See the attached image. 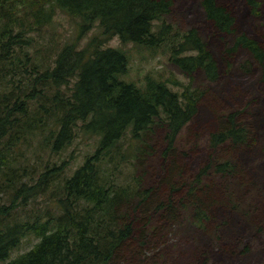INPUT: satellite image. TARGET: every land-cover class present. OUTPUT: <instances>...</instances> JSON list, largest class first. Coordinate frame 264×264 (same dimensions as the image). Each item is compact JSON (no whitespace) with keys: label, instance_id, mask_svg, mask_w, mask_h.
I'll return each instance as SVG.
<instances>
[{"label":"trees","instance_id":"trees-1","mask_svg":"<svg viewBox=\"0 0 264 264\" xmlns=\"http://www.w3.org/2000/svg\"><path fill=\"white\" fill-rule=\"evenodd\" d=\"M200 2L219 32L234 33L236 17L228 7L218 0ZM246 3L259 14V0ZM173 5V0H0V264H115L138 235V222L153 216L174 221L178 203L192 207L196 223L204 226L211 206L202 198L209 188L204 179L212 171L237 173L234 161L221 158L217 149L247 143L250 133L235 114H223L209 137L213 153L184 184L187 194L176 208L173 199L153 203L157 196L138 171L156 148L151 135L159 126L166 129L167 173L204 95L194 86L196 73L210 82L220 77L200 31L181 30L164 19ZM58 9L78 19L77 39L39 46L36 35ZM94 27L100 32L80 46ZM115 37L138 50H162L187 81L174 72L168 78L147 76L143 85L129 80L128 51L108 45ZM237 48L252 54L264 82V45L243 33L236 36L232 49ZM82 138L93 139L94 150L80 165L70 166L73 151L56 159ZM138 230L144 246L149 231L146 225ZM31 237L37 240L32 247L12 257Z\"/></svg>","mask_w":264,"mask_h":264},{"label":"rangeland","instance_id":"rangeland-1","mask_svg":"<svg viewBox=\"0 0 264 264\" xmlns=\"http://www.w3.org/2000/svg\"><path fill=\"white\" fill-rule=\"evenodd\" d=\"M200 1L173 0L172 11L164 19L181 30L196 28L200 31L218 61L220 77L216 82H210L202 71L196 73L194 86L204 95L197 115L179 137L173 157L175 164L167 173L164 171L162 151L166 129L159 126L150 140L156 148L139 166V174L144 176V187L151 188L157 196L153 203L156 198L165 203L173 199L176 208L177 201L187 194L184 184L191 183L213 153L209 137L218 129L223 114H235L237 121L250 133L249 140L238 146L217 149L221 158L234 161L237 173L222 176L212 171L204 179L209 188L202 198L211 203L204 226L196 223L192 207L178 203L174 221H161L158 216H153L147 222H138V235L134 234L115 264H264V82L261 67L252 54L244 48L232 49L236 36L243 33L264 45V0H259L258 15L251 12L246 0H218L236 17L232 34L221 33L214 27L206 18ZM78 23V19L58 9L42 35H36L38 45L75 41ZM99 32L98 27L89 30L80 39V46ZM108 45L128 51L127 78L138 85H143L147 76L168 78L172 72L183 82L187 81L162 50H138L134 44L124 43L119 37ZM93 145V139H77L56 159L67 158L73 151L75 158L70 166L77 167L85 155L93 152ZM176 185L179 189L173 192ZM171 193H174L173 197ZM211 194L215 202L209 200ZM141 225L147 226L151 239L144 246L145 242L139 237ZM36 241L33 237L25 239L11 256L29 250ZM136 254L140 257L135 258Z\"/></svg>","mask_w":264,"mask_h":264}]
</instances>
